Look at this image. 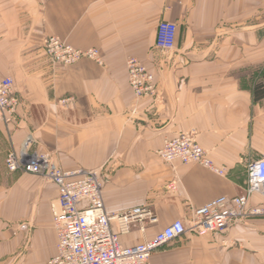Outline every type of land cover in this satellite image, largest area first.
Segmentation results:
<instances>
[{"label": "crops", "instance_id": "1", "mask_svg": "<svg viewBox=\"0 0 264 264\" xmlns=\"http://www.w3.org/2000/svg\"><path fill=\"white\" fill-rule=\"evenodd\" d=\"M164 20L177 24L172 51L156 47ZM51 35L97 48L104 63L52 61ZM127 57L155 73L156 95H134ZM262 64L264 0H0V81L13 77L21 100L15 121H0V264H47L58 251L57 185L6 168V150L30 135L61 168L98 169L109 213L144 206L157 216L121 235L125 246L176 220L188 227L198 207L243 193L248 165L264 157V101L250 80ZM191 132L224 175L160 157L168 138ZM250 198L264 205L263 194ZM150 263L264 264V216L206 236L189 230Z\"/></svg>", "mask_w": 264, "mask_h": 264}, {"label": "built area", "instance_id": "2", "mask_svg": "<svg viewBox=\"0 0 264 264\" xmlns=\"http://www.w3.org/2000/svg\"><path fill=\"white\" fill-rule=\"evenodd\" d=\"M156 47L172 51L176 47L177 24L160 21L156 27ZM45 51L52 61L69 65L83 56L104 63L97 48L83 50L67 44L59 36L51 35L45 41ZM129 84L136 97H152L157 93L155 73L135 57H127ZM69 98L62 100L63 103ZM21 100L14 88V79L8 76L0 81V121L10 126L16 119ZM34 138L28 136L21 149H11L5 163L9 172L21 171L45 177L59 189L58 206L54 205V225L58 235V251L47 264H151V256L161 246L178 239L191 230L206 236L222 233L246 217L264 216V205L251 204V196L264 195V157L248 165L247 188L237 196H221L193 211L190 225L182 220L173 221L156 236L136 245L125 246L120 236L133 227L144 230L147 221L157 216L146 207H133L125 212L109 213L103 198V182L98 169L61 168L48 153L33 150ZM159 150L164 161L185 164L200 163L220 175L225 170L216 166L207 150L197 141L195 133H182L168 138ZM170 186L177 189L176 183ZM113 222L118 230L112 229Z\"/></svg>", "mask_w": 264, "mask_h": 264}, {"label": "trees", "instance_id": "3", "mask_svg": "<svg viewBox=\"0 0 264 264\" xmlns=\"http://www.w3.org/2000/svg\"><path fill=\"white\" fill-rule=\"evenodd\" d=\"M255 68L256 70L252 75L254 78L253 98L256 101H264V64Z\"/></svg>", "mask_w": 264, "mask_h": 264}, {"label": "rangeland", "instance_id": "4", "mask_svg": "<svg viewBox=\"0 0 264 264\" xmlns=\"http://www.w3.org/2000/svg\"><path fill=\"white\" fill-rule=\"evenodd\" d=\"M256 70V68L255 67H253V68H251V70H250V73H251V78H250V80L253 82L254 81V78H253V73H254V71ZM9 153V150H6V156H7V154ZM5 160H6V158H5ZM0 168H1V163H0ZM6 168H7V165H6Z\"/></svg>", "mask_w": 264, "mask_h": 264}]
</instances>
